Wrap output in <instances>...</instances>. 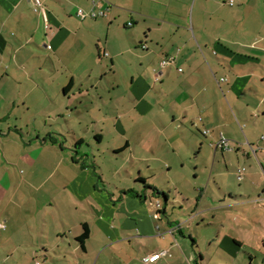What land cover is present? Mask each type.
<instances>
[{
  "label": "crops",
  "instance_id": "obj_1",
  "mask_svg": "<svg viewBox=\"0 0 264 264\" xmlns=\"http://www.w3.org/2000/svg\"><path fill=\"white\" fill-rule=\"evenodd\" d=\"M40 1L36 11L35 0H0V224L5 226L0 228V264H100L108 249L115 250L112 245L132 246L133 236L123 233L114 240L119 206L111 189L102 190L104 177L87 166L83 145L90 137L102 145L107 131L111 139L118 132L125 144L114 151L116 158L131 149V140H150L140 131L142 125L150 127L146 119L156 108V118L149 119L156 135L171 140V133L187 134L178 123L188 128L201 116L198 131L208 137L216 128L213 100L223 101L220 90L225 91L228 104L239 108L238 124L246 125L253 152L263 153L264 0H234V5L230 0ZM94 11L105 14L92 18ZM164 60L173 62L163 65ZM70 124L82 128L70 131L75 155L65 132ZM216 151L224 156L225 150ZM144 181H135L144 189L129 193L141 205L153 196L146 187L165 192ZM86 205L97 214V227L113 240L96 258L88 248L96 231L81 216ZM195 211L186 224L202 215ZM156 215L161 222L167 218L165 229L150 220L144 221V231L141 222L125 219L120 225L122 232L137 226L145 237L165 241L146 247L143 264L150 254L165 252L154 263L160 264L177 255L178 247L184 251L178 241L185 237L183 223L167 208ZM85 227L89 237L81 243ZM168 234L174 237L170 242ZM192 243L198 245L194 238ZM233 244L234 254L243 247L236 239ZM191 251L195 264H203V253ZM102 264L111 263L106 258ZM112 264L127 263L117 259Z\"/></svg>",
  "mask_w": 264,
  "mask_h": 264
},
{
  "label": "rangeland",
  "instance_id": "obj_2",
  "mask_svg": "<svg viewBox=\"0 0 264 264\" xmlns=\"http://www.w3.org/2000/svg\"><path fill=\"white\" fill-rule=\"evenodd\" d=\"M216 75L215 78L223 85L222 81L225 80L221 78V74ZM220 93V98H223L227 106L221 99L218 102L213 100L212 121L216 128L212 129L214 133L208 137L201 135L198 131L201 124L198 120L201 116L196 118L194 125L191 124L194 122L192 120L188 128H183L180 126L181 122L178 123L180 132L187 131V134L173 135L171 133L168 136L171 140H167L163 135H156L158 131L149 120L156 118L158 112L156 108L154 113L146 119L150 127L145 130V125H142L143 130L140 131L142 135L147 134L150 140L142 142L131 140V149L124 150L116 158L114 151H120V146L123 147L125 144L124 139L120 140L123 136L120 137L118 132H114L115 139H111L112 136L107 131L102 145H98L92 137L84 143L83 150L86 152L83 159L87 162V166L92 170L96 168L97 174L104 177L101 183L102 190L106 189L105 187L111 189L112 194L115 195L114 201L119 206L116 223L118 235H115L114 240H117L120 235L134 237L132 246L112 245L115 250L108 249L102 255L100 264L106 258L111 264L117 263V259L127 264H143L142 253L146 251V247L154 249L165 243L159 237L149 239L145 237L144 232L142 233L143 223L146 220L162 225L163 229L166 228L167 218H163L161 222L156 215L159 210L158 202L162 204V208H167L168 214L175 218V221L183 223L185 234V237L178 238L184 251L176 244L178 249H175V252L178 254L164 259L160 264H195V259L191 258V248H195L198 253H203L205 256L203 264H264V170L262 168L264 151L258 156L255 155L246 136L248 134V130L245 131L246 125L242 122L241 126L238 124L239 108L233 101L231 106L228 104L225 91L220 90ZM165 107L169 110L166 105ZM240 111L246 112L243 109ZM231 116L235 123H232ZM242 116L245 115L242 113ZM65 127L69 139L68 149L72 155H75L76 142L74 134L70 131L82 132V128L80 125L71 124ZM11 129L16 132L14 125ZM5 131L9 132L7 128ZM259 131H261L259 144L264 147V128L261 127ZM220 135L230 143V148L224 151V156L221 155V151L217 152L215 147L220 141L218 139ZM174 148L180 156L174 155L172 151ZM244 152H248L250 157L246 158ZM147 159L150 162H147ZM160 161L165 165L168 163L172 170L165 169ZM148 163H151L150 166ZM140 168L143 169V173H140ZM139 179L147 180L160 189H164L170 197L168 202L166 203L164 196L160 195L152 196L144 205L136 203L135 197L129 193L133 188L144 189L141 185L135 186V181ZM179 193L184 194L191 202L187 203ZM230 196L233 198L231 199ZM130 202H133V206ZM196 208L194 215L197 216V212L202 215L186 224L185 222L189 220ZM64 209L67 210L65 207ZM98 209L103 210L101 206ZM85 210L86 213H82L81 216L89 221L96 231V236L88 247L96 258L98 253L103 251V246L107 245L106 242L111 244L113 240L110 241L108 234L97 227V214L89 206ZM106 214L109 215V213ZM125 219L132 220L133 225L141 222L142 231L135 226L122 232L120 225ZM190 230L191 235L188 234ZM167 236L168 242L174 239L170 234ZM192 238L198 245L192 247ZM235 239L241 242L243 247L234 254L229 248L236 247L233 244ZM212 242H214L213 245L210 244ZM217 244H220L223 250H220ZM127 253H131L132 257L126 256Z\"/></svg>",
  "mask_w": 264,
  "mask_h": 264
},
{
  "label": "built area",
  "instance_id": "obj_3",
  "mask_svg": "<svg viewBox=\"0 0 264 264\" xmlns=\"http://www.w3.org/2000/svg\"><path fill=\"white\" fill-rule=\"evenodd\" d=\"M230 4L234 5V0H230ZM35 6H36V11H38L42 7V3L40 0H35ZM105 13L104 12H92L90 16L92 18H97L99 16H103ZM79 16L81 18H86L87 15L84 14L82 10L79 11ZM173 60H164L163 65H168L169 63H172ZM209 131H205V134H208ZM230 143L227 141L224 137H221L219 143L215 145L216 149L219 150H228L230 148ZM243 173V172H241ZM158 208L160 207V203H157ZM0 228H5L4 224H0ZM165 252H160V253H155V254H150L144 258V262L146 264H154L158 260H160L163 256H165ZM36 264H41L40 262H36Z\"/></svg>",
  "mask_w": 264,
  "mask_h": 264
},
{
  "label": "trees",
  "instance_id": "obj_4",
  "mask_svg": "<svg viewBox=\"0 0 264 264\" xmlns=\"http://www.w3.org/2000/svg\"><path fill=\"white\" fill-rule=\"evenodd\" d=\"M205 134V133H204ZM206 135V134H205ZM139 182H145L144 180H142V179H140V180H138ZM146 189L147 190H150L151 191V193H152V195L153 196H160V195H163L164 196V198H165V202L167 203L168 202V200H169V197H168V195H167V193H165V192H161L160 190H158V189H156V188H149V187H146ZM133 192V191H132ZM134 193V192H133ZM165 212V208L163 207L161 210L159 209V213H164ZM176 225H179V223H177ZM89 237V230L85 227V229H84V233H83V235L79 238V241L81 242V243H84V241L87 239ZM202 256H200V258H201Z\"/></svg>",
  "mask_w": 264,
  "mask_h": 264
}]
</instances>
